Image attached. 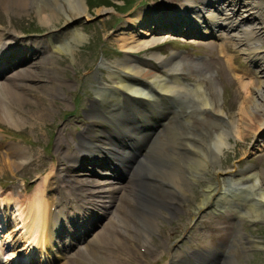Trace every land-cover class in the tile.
Returning a JSON list of instances; mask_svg holds the SVG:
<instances>
[{"label": "bare ground", "instance_id": "obj_1", "mask_svg": "<svg viewBox=\"0 0 264 264\" xmlns=\"http://www.w3.org/2000/svg\"><path fill=\"white\" fill-rule=\"evenodd\" d=\"M236 4L239 8L234 10ZM179 5L171 6L168 11L158 10L160 13L152 10V16L148 12H137L129 17L130 27L117 33L118 39L114 41H120L119 51L125 58L115 60L112 65L102 64L108 69L107 78L96 85L85 112L86 126L76 141H72L74 146L67 144L63 153V144L57 140L53 157H46L48 161H65V172L57 173L54 162L48 164L46 161L48 171L38 188L30 192L26 188L13 190L14 195L9 190L0 191L1 222L3 225L9 222L7 214L14 206L11 219L15 226L11 233L19 231L15 240L12 237L13 243L9 247L14 249L23 239L28 241L23 247L26 255L53 253L55 257L62 256L56 238H73L97 227L100 218L93 211L99 209V213L103 210L106 223L88 245L79 248L62 264H128V260L134 264H144L143 261L145 264H162L157 261L158 257L149 259L157 249L150 244V232L156 231L161 210L174 213L178 202L186 197L188 185L203 178L209 168L214 170L216 182L207 181L203 186L201 200L192 211L194 215L203 210L206 216L207 212L223 208L232 209L241 217L264 219L263 170H230L224 186L220 181L224 171L220 166L214 169L219 155L231 146L230 139L240 142L251 137L253 142L249 151L264 150V51L260 47L264 34V0H246L242 5L237 0H181ZM248 5L250 9H259L258 13L255 11L257 15L244 8ZM58 6L66 27L81 15H87L85 0H0V8L6 12L36 9L44 24L56 20L54 8ZM244 11L240 22L233 20L234 15ZM167 13L171 16L157 18ZM244 22L255 23L244 28L241 25ZM164 23L186 28L189 32L194 31L195 25L205 24L214 36L228 42L220 44L217 58L201 65L204 69L200 70L197 62L194 73L188 72L191 79L186 80L181 75L184 71L181 60H165L159 53L151 54L150 61L135 60L131 55L162 43L153 28ZM7 34L10 33H0V74L15 66L21 68L0 82V121L18 127L22 119L17 112H24L22 107L30 104L26 92L31 83L43 78L35 71L38 64L51 66L53 59L50 54L47 56V45L36 46L31 43L33 41L24 42ZM62 36L65 37L64 32L58 34V37ZM84 37L82 32L72 29L67 37L69 40L51 42V47L55 52H70L73 47L70 42L79 43ZM228 45L234 46L252 68L238 70L232 62V51L226 49ZM216 62L223 66L220 70L222 79L233 76L238 82L239 100L234 119L225 117L223 109L215 106L207 91L213 82L206 79L207 69H212ZM45 69L46 94L52 100L59 97L62 86H67L59 79L57 71L56 74L50 67ZM123 100L128 102L127 112ZM47 109L38 104L34 106L33 114L43 117ZM179 109H183V113ZM205 114L209 115L213 125H219V130L212 135L204 131L206 140L198 132L194 133L192 120L195 115ZM167 119H171L170 125L166 124ZM148 121L164 122L163 129L154 133L152 127L146 128ZM75 124L81 126L84 122L79 119ZM164 147L168 152L163 151ZM80 157L86 161L79 170L86 171L82 179L73 168ZM27 158V151L22 146L9 143L5 154L0 153V174L5 166L17 169ZM108 163L126 170L129 178L124 184L115 185L106 175ZM69 208L73 213H69ZM64 222L70 233H66ZM8 235L6 233L5 237L9 239ZM242 236L247 244L264 248L258 239ZM173 244L170 239L165 242L166 246ZM164 251L162 249V254ZM233 254L223 256L216 264H238ZM10 255L13 257V253ZM174 255L179 264H200L202 256L193 252L186 256L179 252L171 254Z\"/></svg>", "mask_w": 264, "mask_h": 264}, {"label": "rangeland", "instance_id": "obj_2", "mask_svg": "<svg viewBox=\"0 0 264 264\" xmlns=\"http://www.w3.org/2000/svg\"><path fill=\"white\" fill-rule=\"evenodd\" d=\"M237 1L241 5L246 2V0ZM180 2L181 0H85L87 15L78 17L70 27H66L64 24L63 12L59 6L54 8L56 20L48 24H44L39 20L37 11L34 8L27 10L10 9L7 12L0 8V33L9 32L8 36L14 35L24 42L33 41L31 43L36 46L47 45L45 49L48 52L47 56L50 54L53 59L51 66L45 67L42 64H38L35 71L39 72L43 78L31 83V88L26 92L27 96L30 97L31 105L22 107L23 110H21L25 113L17 112L22 119L18 127L10 126L8 123L0 121V139L1 144L3 143L0 145V153L4 155L8 144L13 143L22 146L27 151L28 157L27 161L23 164L20 163L17 169L12 170L11 165L8 168L5 166L3 173L0 174V191L9 190L14 195L15 192L13 190L17 191L26 188L30 192L38 188L42 176L45 171H48L45 166L47 164L46 161L48 164L54 162L57 173L65 172L67 168L65 161H48L46 157L47 155H49L48 157H53V149L57 140H60L63 144L61 149L63 153L67 144L74 146L73 143L76 141L77 135L86 126L85 112L89 108L96 85L107 78L108 69L106 70L102 64L110 63L112 65L115 60L125 58L124 54L119 51L118 44L120 41H118L119 43L114 41L118 39L117 33L130 27L129 17L134 16L137 12L142 14L148 12L150 16L152 10L168 11L171 6H180ZM250 7L248 5L244 8L257 15L256 13H258L259 9L256 7L255 9H250ZM237 8H239L238 4L234 6V10ZM244 13L245 11L234 15L233 20L240 22V19L244 17ZM158 17L164 16L158 15ZM254 23L244 22L241 25L244 28H249ZM199 26L193 32H189L186 28H172L165 23L159 27L156 25L153 30L155 35L160 40H163V43L133 53V56L135 55L133 58L150 61L151 54L159 53L165 60H181L184 62L182 66L184 71L181 75L185 79H191L189 74L194 73V66L197 65V62L200 63L199 69H204L201 65H204L207 60L217 58L220 44L227 41L224 38L214 36L210 32V28L205 30V27H202L203 25ZM72 29L82 32L85 37L79 43L74 44L71 41L70 44L73 47L70 52L53 51L51 45L56 42L64 43ZM57 31L59 32L57 33ZM60 31L65 33V37H58V34L61 33ZM3 38L6 39V36ZM260 47L264 51V34ZM226 49L227 51H232L231 54L234 56L232 61L237 69L243 71L252 68L234 46L228 45ZM22 62L24 61L19 63ZM214 64L212 69H207L208 76L206 79L213 80L209 86L206 84L208 86L207 91L215 106L223 109L225 117L234 119L236 116V104L239 100L238 82L233 76L232 79H222L220 76V70L223 68L222 64L219 62ZM49 67L55 70V73L56 71L58 72V74L56 73L57 76L67 86L64 88L62 86L58 91L59 97L52 100L49 99L45 89L48 82L44 78V69ZM20 68L15 66L7 69L4 74H0V82L4 81L6 77L13 76ZM38 104L48 108L43 113V117H40L39 114H33L34 106ZM179 112L183 113V109H180ZM79 119L84 122L81 126L75 124ZM192 120L194 133L198 132L199 136L205 140L207 138L204 131L212 135L213 132L219 130V125H213L209 115L205 114L200 117L195 115ZM166 122L167 125H170L172 121L169 119ZM162 123H157L155 127L157 134L163 129L161 127ZM159 139L163 140V137L159 136ZM230 141L232 143L231 146L223 150L214 167V169H217L220 166L224 171L220 175V181L224 186L227 185L229 171L233 169L263 170L264 173V150L251 153L249 151L253 142L251 137L240 142L233 139H230ZM163 151L168 152L167 147H164ZM84 161L80 157L78 160L79 165L75 164L73 166V168H76L75 174L81 179L84 178L82 174L86 172L79 171L80 168L84 167ZM69 163L71 164V162ZM125 166H127V163ZM213 171L209 168L203 178L188 185L189 190L186 197L178 202V209L174 213L170 214L167 210H161V215L156 223V231L150 232V244L155 248L157 247L155 250L156 254H150L149 259L155 260L158 257L157 261L162 262V264H179L176 255L171 256L172 253L175 252L176 254V252H179V255H185L188 252H193L199 255L202 254L201 264H214L215 260L212 256L224 253L227 240L230 237V239L232 238V246L227 249L226 256L234 253V259L238 264H264V248H262L261 252H252L253 255L252 253L249 255L246 248L253 246L244 244L241 234L239 235L235 232L234 235V230L239 231L240 228L241 232L248 233L244 234L246 237L257 238L264 247V219L253 220L247 217H238L232 209H223V214L220 212L221 214L219 215L207 213L205 216L203 210L195 216L193 215L192 211L201 200L203 186L207 181L216 182V175ZM109 172L115 185L124 184L128 177L126 170H122L119 167H113ZM9 210H11L7 216L9 217V223L3 229H0V240L3 246H6V243L9 242H6L8 238L4 236L5 232H10V229L15 225H13L11 219L12 209ZM68 211L73 213L70 208ZM98 211L99 209L94 210L93 214L100 218L99 224L87 233L89 236L86 237L87 234H78L75 236L76 238L73 237L67 240L58 238L61 251L63 250L62 246H67L62 251L64 254L61 258L53 259L51 257L46 264H62L79 248L88 245L92 241L93 237L107 221L106 216L103 215V210L101 213ZM93 214L91 215L92 217H94ZM18 232L10 233L9 240L14 233V237L17 238ZM256 233H258V236L255 235ZM168 239H170L171 243L174 242L173 246L165 245ZM21 243L24 242L21 241ZM21 245L19 244L18 247ZM162 249H165L163 254ZM10 251L11 249H5L0 252V264H14L12 259L10 261L5 259L6 256L10 257ZM205 253L208 254L205 255ZM46 259L45 256H41L34 263L45 264ZM143 262L145 264V261ZM128 264L134 263L132 260H128Z\"/></svg>", "mask_w": 264, "mask_h": 264}]
</instances>
